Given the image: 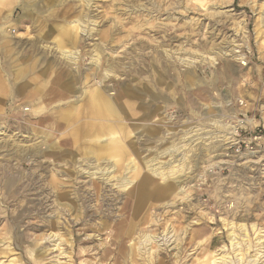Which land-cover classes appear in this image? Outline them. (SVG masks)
I'll use <instances>...</instances> for the list:
<instances>
[{"label": "rangeland", "instance_id": "374dc122", "mask_svg": "<svg viewBox=\"0 0 264 264\" xmlns=\"http://www.w3.org/2000/svg\"><path fill=\"white\" fill-rule=\"evenodd\" d=\"M263 4L0 0V264H264ZM65 22L75 43L60 48ZM97 87L130 105L121 163L84 157L61 135L62 114ZM108 162L116 185L91 194L87 171ZM53 172L78 178L70 213L49 186ZM126 173L174 191L148 194L136 211L118 187ZM145 233L160 242L146 246Z\"/></svg>", "mask_w": 264, "mask_h": 264}, {"label": "bare ground", "instance_id": "6f19581e", "mask_svg": "<svg viewBox=\"0 0 264 264\" xmlns=\"http://www.w3.org/2000/svg\"><path fill=\"white\" fill-rule=\"evenodd\" d=\"M45 7H47V3H45ZM263 7H264V4L262 5V8ZM10 18H11V16H10ZM80 19L81 18H75V19H73L71 21H79ZM58 27H59V31L58 30L57 31L59 32L60 39H59V43H57V44H59L60 48L63 47V46H66V45L67 46L68 45H73L75 43V41H74V39L71 36L70 30H69L70 29L69 28L70 26L67 24V22H65L63 24L59 23L58 24ZM262 32L264 33V29H263ZM76 39H77V37H76ZM66 56L67 57H70L67 54H66ZM100 56H101L100 53L97 51L96 59L95 60L96 61H99ZM42 66L43 65H41V67ZM107 74H108V70H107ZM136 105H137V103H136ZM70 107H71L70 110H66L63 114L61 113L63 115V117H62L63 119L62 120L65 121V125H66V130L61 135L68 136V138H65L64 142L65 143H69V144L71 143L73 145H77V147L83 153L84 157H88V156L90 157V156H92V157L95 158L96 161H100V160H108V161H110L112 159H115L117 157H120V158H118V160L116 162L121 163L123 161V158L122 157H124L127 154V152L131 149V147L126 143V140L129 137V134H130V131H131V130H129V125L127 123V119L128 118H126V116L128 115L127 114L128 113V110L130 109V105L127 102H117L115 99L111 98L110 96H108L105 93L104 88L97 87L94 90L90 91V95L88 96L87 102L84 105H82L80 107V106H76L75 104H70ZM137 110H139V109H137ZM54 124H55L54 126L56 127V129H59L60 126H61V124L58 123L57 120H56V122H54ZM56 150H57L56 145L55 144H52L49 147V155H52V156L55 155ZM70 154H69V156H70ZM72 159H73V157H72ZM84 159H86V158H84ZM68 160L70 161V159H68ZM81 160H83V159H81ZM77 162H78V159H77ZM89 162H91V161H89ZM184 162H185L184 160H181L178 163L173 164V165H171L169 167V172L171 173L172 176L175 175V174H177L178 171L180 172V169L185 165ZM108 163L104 167H100V166L97 165L96 170L92 168L93 169L92 172H89V170L87 171L89 173V178H90L91 184H92V190H90L91 194H98L99 190L102 187L101 185H103V184L110 185V183H111L112 185H116V183L113 184V180H114V178L117 175H113L112 172L115 171V168L117 166H116L115 163L114 164H111V162H110L109 163L110 165H108ZM117 165H119V164H117ZM58 169H55V171H59ZM86 169H82V170H84V172H85ZM90 169H91V167H90ZM125 169L126 170L133 169V166L130 167L128 165L127 167H125ZM70 171H72V170H70ZM164 172H165L164 170H159V168H156V167L155 168L154 167L151 168V173H153L156 176L161 177L162 179L165 176V173ZM54 173L55 172H53L51 174V177L49 178L50 179L49 180V186H51V188L55 191L56 196H57V199H59L60 201L63 200V201H61L62 203H60L61 204L60 206H63V209L65 208L69 212V211L73 210L72 208H73L74 205L70 201V199L68 198V193H74L73 196H74L75 199H77L80 196L79 195V188L74 186V185H77V181H76V183L74 181L77 180L78 178L73 177V174H71V172H68V173H66L67 177H64L63 179L58 180L57 173H55V174ZM63 174H65V173H63ZM76 174H77L76 176L78 177V173H76ZM137 176H139L138 173H137L136 176H134V175L133 176H130V175H127V173H126V175L120 177V181L121 182H120V184L118 186L121 191H126L128 194H132L133 197L135 196L134 197L135 198L134 203L136 204V207H135V210L136 211L142 210V208L144 207V205H147L146 202L149 201V198H147V195L148 194H151L154 198H156V199L158 198L159 199L160 197H162L163 195H165L166 192L168 193V191H170V192L174 191L173 184H169V185H167L165 187L158 185V186H155L153 189H150L149 188V190H148L146 186H147L148 183H151V181H152L151 178L147 174H144L141 177H138L139 179H136L135 180L134 178L135 177L137 178ZM169 179H170V177H169ZM117 180H115V181L117 182ZM78 181H81V180H78ZM47 186H48V184H47ZM99 186H101L100 189H99ZM50 192H52V191H50ZM90 192L89 193L87 192V193L90 194ZM98 198L100 199L101 197H98ZM77 204H78V202H77ZM72 212H74V211H72ZM92 212H93V209H92ZM81 214L82 213H80V215ZM72 215H74V214H72ZM80 215H77L76 214L75 216H76V218H78V217H80ZM126 220H128V219H126ZM155 221L157 223V219H152L151 220V223L152 222L155 223ZM57 225H58V223L51 221V227L53 229H56L57 228ZM107 225L108 224H106L105 226H107ZM135 225H137V224L132 223V225L125 231V233L130 235L132 232H134L135 231V228H136ZM160 225L161 224H159L157 226H160ZM140 232H142V231H140ZM144 232H146V231H144ZM168 234L169 233L167 232V234L163 235L162 238H165V237L169 238L170 236L168 237ZM232 234H233V231H232ZM59 235H61V234H59ZM142 236L144 238V240L142 242H143V244L145 243V245L146 244H150V243H152L154 241H155V243L157 241L160 242V240L159 239L157 240L156 239V236L153 235V234H151V233H145L144 235L142 234ZM140 238H142V237L140 236ZM125 239H126V237H125ZM141 245H142V243H141ZM146 246L143 245V247H146ZM146 248H148V247H146ZM215 262H217V261L215 260L214 261V264H215Z\"/></svg>", "mask_w": 264, "mask_h": 264}]
</instances>
